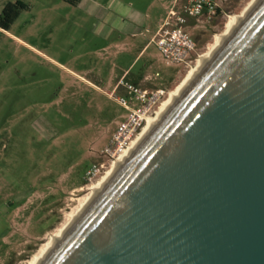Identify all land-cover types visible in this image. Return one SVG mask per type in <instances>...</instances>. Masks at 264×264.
<instances>
[{"label": "rangeland", "instance_id": "rangeland-1", "mask_svg": "<svg viewBox=\"0 0 264 264\" xmlns=\"http://www.w3.org/2000/svg\"><path fill=\"white\" fill-rule=\"evenodd\" d=\"M16 1L0 0V15ZM24 1L10 28L0 27V264H27L112 164L102 150L126 112L110 95L122 69L134 61L128 80L147 75L141 85L164 88V101L250 0H224L212 20L190 19L197 53L187 66L166 64L152 42L172 0H98L145 16L136 34L104 31L74 0ZM104 161L89 181V168Z\"/></svg>", "mask_w": 264, "mask_h": 264}, {"label": "water", "instance_id": "water-1", "mask_svg": "<svg viewBox=\"0 0 264 264\" xmlns=\"http://www.w3.org/2000/svg\"><path fill=\"white\" fill-rule=\"evenodd\" d=\"M46 264H264V1Z\"/></svg>", "mask_w": 264, "mask_h": 264}, {"label": "built area", "instance_id": "built-area-1", "mask_svg": "<svg viewBox=\"0 0 264 264\" xmlns=\"http://www.w3.org/2000/svg\"><path fill=\"white\" fill-rule=\"evenodd\" d=\"M224 0H172L168 16L152 37L163 61L168 65L187 66L197 53V41L188 28L190 19L212 20L219 12ZM160 72H156L159 76ZM149 79L148 76L145 77ZM122 87L125 91L117 90ZM167 91L162 87L150 89L122 77L110 93L126 112L116 123L109 142L102 150L112 162L129 147L145 125L147 118L156 112ZM111 165V164H110ZM107 167V163H94L87 172L92 181Z\"/></svg>", "mask_w": 264, "mask_h": 264}, {"label": "bare ground", "instance_id": "bare-ground-1", "mask_svg": "<svg viewBox=\"0 0 264 264\" xmlns=\"http://www.w3.org/2000/svg\"><path fill=\"white\" fill-rule=\"evenodd\" d=\"M263 1L264 0H250L240 13L230 14L224 30L215 34L214 39L209 43L207 50L199 56L196 64L192 66L183 79L168 92V96L158 107L156 113L147 118L145 125L132 140L129 147L112 162L100 179L90 186L87 185L89 192L85 193L84 196L80 198L77 207L72 209L70 213L68 212L69 214L65 221L57 226L54 232H50L48 236L46 235L47 239L41 243L36 252L28 259L27 264H46L51 259L107 187L155 133L198 78Z\"/></svg>", "mask_w": 264, "mask_h": 264}, {"label": "crops", "instance_id": "crops-1", "mask_svg": "<svg viewBox=\"0 0 264 264\" xmlns=\"http://www.w3.org/2000/svg\"><path fill=\"white\" fill-rule=\"evenodd\" d=\"M74 1H77V6H84L90 16L97 17V20L101 23L102 27L104 28V31L114 32L115 30H120L124 32H130L131 34H136L138 33V31H136L137 25L145 19V16H142V14L136 11V9L132 7L123 8L117 2H109V4L106 5L98 2V0ZM111 45L112 44H108L104 48H110ZM148 45L149 44L147 43L143 46V48L140 50L139 54L136 56L135 59H137L147 49ZM133 63L134 61L132 62V64ZM131 66L122 69L123 73L120 76V79L122 77H125L128 80V76L132 72ZM146 76L147 75H139L134 77L133 81H130L136 84L140 83L141 85L142 81L147 80L145 78Z\"/></svg>", "mask_w": 264, "mask_h": 264}, {"label": "trees", "instance_id": "trees-1", "mask_svg": "<svg viewBox=\"0 0 264 264\" xmlns=\"http://www.w3.org/2000/svg\"><path fill=\"white\" fill-rule=\"evenodd\" d=\"M27 7V3L24 0H17L16 2H10L5 5L0 15V27L9 29L11 24L19 15L20 11Z\"/></svg>", "mask_w": 264, "mask_h": 264}]
</instances>
